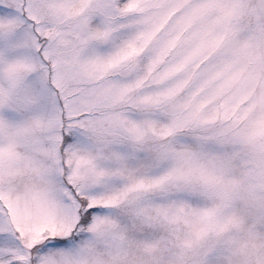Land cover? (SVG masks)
<instances>
[{
	"label": "snow or ice",
	"instance_id": "obj_1",
	"mask_svg": "<svg viewBox=\"0 0 264 264\" xmlns=\"http://www.w3.org/2000/svg\"><path fill=\"white\" fill-rule=\"evenodd\" d=\"M0 264H264V0H0Z\"/></svg>",
	"mask_w": 264,
	"mask_h": 264
}]
</instances>
